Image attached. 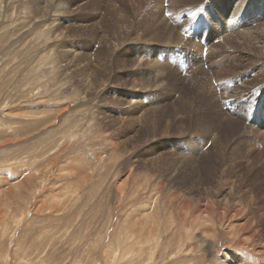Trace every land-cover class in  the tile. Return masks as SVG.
<instances>
[{
  "label": "rangeland",
  "instance_id": "obj_1",
  "mask_svg": "<svg viewBox=\"0 0 264 264\" xmlns=\"http://www.w3.org/2000/svg\"><path fill=\"white\" fill-rule=\"evenodd\" d=\"M55 1L0 0V264H264V51L220 41L264 0ZM219 108L251 131L207 129Z\"/></svg>",
  "mask_w": 264,
  "mask_h": 264
},
{
  "label": "bare ground",
  "instance_id": "obj_2",
  "mask_svg": "<svg viewBox=\"0 0 264 264\" xmlns=\"http://www.w3.org/2000/svg\"><path fill=\"white\" fill-rule=\"evenodd\" d=\"M46 1V0H45ZM50 1H52V0H50ZM54 1V0H53ZM57 1H59V0H57ZM57 1H55L56 3H57ZM49 2V1H48ZM54 2V3H55ZM43 3V2H42ZM51 3V2H50ZM42 6V5H41ZM51 7V6H50ZM55 7V6H54ZM100 7V6H99ZM114 9V8H113ZM111 12V11H110ZM158 13V12H157ZM46 14H48V13H46ZM146 14V13H145ZM149 14V13H148ZM58 16V15H57ZM61 16V15H60ZM111 16V15H110ZM115 16V15H114ZM147 16V15H146ZM144 17V16H143ZM151 17V16H150ZM145 18V17H144ZM148 19V18H147ZM151 19V18H150ZM153 19H154V17H153ZM140 20V19H139ZM138 20V21H139ZM143 20V19H142ZM145 20V19H144ZM160 21H161V19H159ZM151 21H153V20H151ZM156 21V20H155ZM40 22H42V20L40 21ZM44 22V21H43ZM150 23V22H149ZM156 23V22H155ZM163 23V21L161 22V27L159 28V29H157L156 31L157 32H154V33H156V36H158V37H160V38H166V39H168V40H170V41H174V42H176V41H178V42H180V40H181V36H180V39H178L179 38V36H176L171 30V28H169L166 24H162ZM157 24V23H156ZM153 25V24H152ZM156 26V25H155ZM233 25H231L230 27H232ZM247 31V30H246ZM151 32V31H150ZM237 34V33H236ZM232 35V36H229V35H224L223 37H221L220 36V41H231V40H237V39H240V38H244V39H248V40H250V41H252L253 42V46H254V48H255V51L257 50L258 51V53L260 54H262V52L264 51V46L262 45V38H263V35H264V27H261V29H259V30H257V29H252V30H248L246 33H245V31H242V33L240 34V33H238L237 35ZM260 35V36H258V35ZM131 37V36H130ZM178 37V38H177ZM203 37V35H200L199 37H198V40H199V44L201 45V42H200V38H202ZM171 38V39H170ZM222 38V39H221ZM136 39V38H135ZM140 39V38H139ZM262 39V40H261ZM137 40H138V38H137ZM160 40V39H159ZM162 40V39H161ZM185 40V39H184ZM218 40V39H217ZM170 41H167V43H170ZM219 41V40H218ZM238 41V40H237ZM250 41H248V42H250ZM182 42V41H181ZM185 42V41H184ZM242 42V41H241ZM259 42H261V43H259ZM264 42V41H263ZM218 44H221V43H216L215 45L216 46H222V45H218ZM214 45V46H215ZM242 45V44H241ZM202 46V45H201ZM224 46V45H223ZM198 48H199V46H198ZM202 49H203V46H202V48H200L199 49V51H200V53H202ZM158 50H160L161 52H162V54H164L167 58H168V56H167V54H165V52H164V49L163 48H161V47H159L158 48ZM252 51V50H251ZM264 53V52H263ZM263 55V54H262ZM159 57V59H161L162 57L161 56H158ZM134 60V59H133ZM136 61V60H135ZM74 63V62H73ZM126 63V62H125ZM134 63V62H133ZM137 63V62H136ZM157 63V64H156ZM156 63L155 64H153V65H155V67L153 66L152 68H150L151 70H155V71H152V72H157L156 73V76L157 75H159V77L161 76L162 77V75H164V72H165V70L163 69V67H162V62H160V61H156ZM135 64V63H134ZM167 64V63H166ZM249 64V63H248ZM67 65V64H66ZM84 65V64H83ZM105 65V64H104ZM124 65V64H123ZM131 65V64H130ZM201 65V64H200ZM203 65V64H202ZM167 66V65H166ZM79 67V66H78ZM72 68V67H71ZM169 69V68H168ZM263 69V68H262ZM90 70V69H89ZM76 72V71H75ZM108 72V71H107ZM168 72V71H167ZM76 74V73H75ZM94 74V73H93ZM257 74V73H256ZM255 74V75H256ZM150 75V74H149ZM148 75V76H149ZM186 75V74H185ZM151 76V75H150ZM149 76V77H150ZM153 76V75H152ZM156 76H155V78H156ZM203 76H204V74H203ZM203 76H198V77H196V78H194V79H192V78H188V80H194L195 81V83H194V85H196L197 86V91H199V90H202L203 91V87L205 86H207L208 87V84H207V80H205V77H203ZM206 76V75H205ZM258 76V75H257ZM256 76V77H257ZM134 77V76H133ZM203 77V78H202ZM152 78V77H151ZM163 78V77H162ZM85 79V78H84ZM158 79V77L156 78V80ZM258 79V78H257ZM257 79H255L253 82H251L250 84H248V82L247 81H245L244 82V84L245 85H247L246 86V88H249V86L252 84H254L255 82L257 83ZM261 79V78H260ZM142 80H143V78H142ZM147 80V78L145 79V81ZM153 80V79H152ZM151 80V81H152ZM144 81V82H145ZM154 81V80H153ZM152 81V82H153ZM159 81V80H158ZM163 81V79H161L160 78V82L159 83H156V84H154V87H153V89L156 87V86H159V84H161V82ZM173 81V80H172ZM155 82V81H154ZM147 83H148V80H147ZM146 83V84H147ZM163 83V82H162ZM80 84V83H79ZM149 84V83H148ZM261 85V84H260ZM259 85V86H260ZM81 86V85H80ZM195 86V87H196ZM145 87V86H144ZM151 87H152V85H151ZM256 87V86H255ZM146 88V87H145ZM148 88V87H147ZM211 88V87H210ZM253 88V87H252ZM101 89V88H100ZM208 89V88H207ZM212 89V88H211ZM231 88H228V90L227 91H229ZM206 90V89H205ZM204 90V91H205ZM264 90V89H263ZM203 91V92H204ZM209 91V90H208ZM227 91H226V93H225V95H224V97L226 98V101H225V105H227V108L228 109H230V111L231 110H234V111H239L240 110V112H244L245 110H246V106L248 105V102L249 101H251V100H253V99H255V98H261V96L262 95H259L261 92H259L258 94L256 93V92H254L253 90H250V89H244L243 90V92H239V93H237V94H231V93H227ZM213 92V91H212ZM263 92V91H262ZM205 93V92H204ZM203 94V93H202ZM209 94V93H208ZM200 95H201V93H200ZM196 97V96H195ZM212 98V97H211ZM193 100V99H192ZM200 100H202L201 98H200ZM206 100V99H205ZM183 101V100H182ZM207 101V100H206ZM205 101V102H206ZM209 102V101H208ZM212 103V102H211ZM214 104V103H213ZM253 104V103H252ZM183 105V104H182ZM209 105V104H208ZM224 105V106H225ZM202 106V105H201ZM204 106V105H203ZM210 107H211V105H209ZM206 107V106H205ZM226 107V106H225ZM225 107H221V108H223L224 110H226V108ZM250 107V106H249ZM178 108H180V107H178ZM207 109V108H206ZM164 111V110H163ZM196 111V110H195ZM248 111H249V113H250V120L249 121H247V123L246 124H248L249 125V123L250 124H253V126L252 127H255V128H257V129H259V131L258 132H260V130H261V133H263L264 134V131H263V129H262V126L264 127V101H263V99H261L259 102H257L256 104H254V105H252L250 108H248ZM204 112H206V111H204ZM216 112H217V116H214L215 118H216V120L215 119H213V121L210 123V124H207L206 123V127H207V129H215L216 130V128L217 129H220L221 127H223L222 125L224 124V122L226 123V125L228 124V123H230L231 121H229V120H232V118H233V122L234 121H236L237 122V125H238V132H240V134L241 133H244V132H247V131H249L250 129H252L251 128V126H246L245 125V122H239V118H237L236 116H234V115H231V114H228V113H225V111H223L222 109H216ZM232 112V111H231ZM196 114V113H195ZM241 114V113H240ZM241 116V115H240ZM195 118V117H194ZM151 119H153V118H151ZM108 120V119H107ZM156 120V118L154 119V121ZM225 120V121H224ZM152 121V120H151ZM242 121V120H241ZM197 122V121H196ZM209 122V121H208ZM152 123V122H151ZM244 123V124H243ZM153 124V123H152ZM132 126V125H131ZM196 126V125H195ZM202 126H204V124L202 125ZM220 127V128H219ZM237 128V127H236ZM164 129V128H163ZM201 129V128H200ZM206 129V131H208ZM213 129V130H214ZM257 129H253V130H257ZM204 131V130H203ZM202 131V132H203ZM251 131V130H250ZM249 131V132H250ZM255 132H257V131H255ZM181 133V132H180ZM204 133V132H203ZM161 134V133H160ZM159 134V135H160ZM215 135V134H214ZM212 136V135H211ZM263 137V136H262ZM212 138V137H211ZM210 138V136H207V140H212ZM214 138V137H213ZM262 140V139H261ZM191 141V140H190ZM116 142V141H115ZM205 143V142H204ZM239 143V142H238ZM259 144V143H258ZM241 150V149H240ZM180 152V151H179ZM210 152V151H209ZM232 152V151H231ZM201 153V152H200ZM175 154V153H174ZM192 154V153H191ZM207 154V153H206ZM233 154H239V152L236 150V152L234 153L233 152ZM247 155V154H246ZM182 156V155H181ZM181 156L179 155L178 157H180L181 158ZM254 156V155H253ZM173 157V156H172ZM177 157V158H178ZM176 158V157H175ZM179 158V159H180ZM260 158V157H259ZM181 159H184V158H181ZM175 160H177V159H175ZM174 160V161H175ZM253 160V159H252ZM254 160L255 161H257V158H254ZM253 160V162L255 163V161ZM184 161V160H183ZM185 161H187V160H185ZM177 162H178V160H177ZM182 162V161H181ZM177 164V163H176ZM186 164V163H185ZM254 164H252V163H250V167H252ZM146 169V168H145ZM174 175V174H173ZM236 176V175H235ZM126 178H128V177H126ZM182 181V180H181ZM166 188V187H165ZM199 188V187H198ZM178 190V189H177ZM221 195V194H220ZM254 195V194H253ZM251 196L253 199H254V196ZM173 199H177V195L176 194H174L173 196ZM186 198V197H185ZM181 199V198H180ZM239 199V198H238ZM256 199V198H255ZM255 201V200H254ZM206 202V201H205ZM245 202V201H244ZM241 203V202H240ZM185 204V203H184ZM242 204V203H241ZM188 205V204H187ZM245 205H246V203H245ZM243 206V205H242ZM183 207V206H182ZM190 207V206H189ZM199 209V211H200V214L201 213H204V210L203 209H201L200 210V206H198V208H197V210ZM205 210H208V208H205ZM237 210V213L239 212V209H236ZM209 211V210H208ZM207 212V211H206ZM206 212H205V214H206ZM248 213V212H247ZM254 213V212H253ZM252 213V214H253ZM251 214V215H252ZM229 215V214H228ZM256 215V214H255ZM248 216V218L249 219H251V217L249 216V214L247 215ZM258 216H259V214H258ZM207 217V216H206ZM209 217V216H208ZM229 219L230 220H232V218H233V215L231 214V215H229ZM253 218V217H252ZM256 218H257V215H256ZM234 219V218H233ZM247 220V219H246ZM248 222V221H247ZM256 222V221H255ZM244 223V222H243ZM230 224V223H229ZM248 226V225H247ZM240 228V227H239ZM250 229V228H249ZM256 230V229H255ZM264 251V250H263ZM223 255H224V259L223 260H221V262H220V264H231L230 263V256H229V254L228 253H223ZM257 259V258H256ZM259 259V258H258ZM262 260V259H261ZM258 262L259 263H263V262H261V261H259L258 260ZM254 263V262H253ZM233 264H234V262H233Z\"/></svg>",
  "mask_w": 264,
  "mask_h": 264
}]
</instances>
